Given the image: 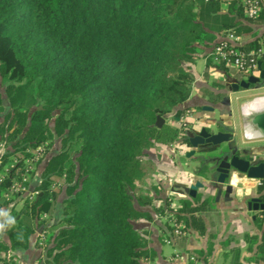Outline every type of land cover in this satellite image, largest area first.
<instances>
[{
    "label": "trees",
    "instance_id": "16d2710c",
    "mask_svg": "<svg viewBox=\"0 0 264 264\" xmlns=\"http://www.w3.org/2000/svg\"><path fill=\"white\" fill-rule=\"evenodd\" d=\"M222 2L228 5L224 15ZM241 18L264 19V10L249 19L240 0H0V111L1 96L10 107L0 123V173L9 165L0 180L9 245L0 237V252L28 249L32 235L48 229L43 216L58 204L59 229L45 245L44 264H144L151 252L136 224L152 220L141 208L152 205L161 189L148 185L155 164L141 159L154 144L187 145L191 131L185 123L155 122L189 111L180 106L194 77L184 65L198 54L206 67L233 74L215 65L211 54L222 30L239 36ZM202 92L213 104L225 96ZM55 137L60 148L44 163L31 189L36 195L5 200L13 184L29 187L26 160L41 146L46 154ZM73 145L78 151L70 161ZM257 193L264 202V179ZM207 202L182 199L171 208L165 199L157 213L182 233L190 224L202 233L199 213ZM260 228V237H249L251 264L264 261V223ZM0 264L17 263L0 258Z\"/></svg>",
    "mask_w": 264,
    "mask_h": 264
},
{
    "label": "crops",
    "instance_id": "0c3cea01",
    "mask_svg": "<svg viewBox=\"0 0 264 264\" xmlns=\"http://www.w3.org/2000/svg\"><path fill=\"white\" fill-rule=\"evenodd\" d=\"M227 8V3L222 2L221 15L226 14ZM237 22L238 37L244 47L251 43H264L263 18H258L255 21L241 18ZM223 32L224 30L221 31L220 35H216V40L224 34ZM196 57L193 64H188L189 71L194 77L191 95L180 108L190 109L200 107L202 109L204 106H212L214 104L209 101L207 96L203 95V90L211 92L214 95L224 94V97H227L224 90L225 87L227 85L230 86L233 83V79L238 81L244 79L242 78L244 76H236L237 73L226 76L214 66L206 67L205 59L200 56ZM198 59L204 60L202 72L196 70ZM230 69L233 70L232 68ZM254 75L257 76L258 74ZM227 98L229 99V97ZM9 110V104L5 97L1 96L0 123ZM207 112L211 113V115L216 114L215 110ZM171 114L167 115L164 123L168 122L172 126L179 127L182 122L186 123L190 120L188 118L180 120L179 117L172 116ZM254 115H249L250 122L247 124L245 120L243 123L242 121L234 120L231 129L239 149L248 151L253 162L259 159L264 161V139L258 136V132L251 122ZM168 116L172 118L173 122L170 123V120L167 119ZM215 121H219L224 126H227L223 122V119H221V116H218L217 120L214 117L211 118L209 125L215 123ZM196 128L195 125L192 126L193 131H196ZM151 149L155 150L156 156L154 159L155 172L152 174L149 182L151 185L159 186L161 192L152 205L141 208L151 215L152 220L149 222L140 221L136 224L140 231L147 234V249L151 252L149 258L144 261V264H251L255 246H253L252 250H249V237H260L262 233L260 227L264 223V218L261 215L260 221H257V213L259 214L261 211H249L247 202L252 197H258L261 200L260 194L257 193L260 182L247 179L245 175L232 171L230 177L231 183L229 180V184L233 187L231 194L225 195L223 189L220 196L216 199L217 189L214 180L202 172L204 168L200 166L195 168L198 163L196 154L191 157L186 156L190 151L188 145L181 144L180 142L175 143V145L154 144ZM182 156H186L188 160L179 161L178 158ZM43 166L44 164L40 168L39 178ZM197 182H200L202 187L197 189L194 198L199 197L200 203L208 201L207 205L203 206L204 208L199 213L204 224L203 232L199 233V230L193 224H190L180 237H173L170 241L168 236L170 230L167 224L163 223V215L158 214L157 210L165 207V199L170 200L171 208H178L179 201L182 199H194L189 196V189ZM37 183L38 181H36L35 185ZM261 202L264 203L262 200ZM6 211V207L0 208V237L4 244L9 245L4 225ZM59 213L60 207L57 204L48 216V223L54 217L58 221ZM211 234H213V239L211 240L213 250L208 255L207 245ZM36 235L37 231L32 235L28 249H9L6 253L0 252V258L12 259L17 264H44V253L37 248ZM167 241L169 242L167 243ZM166 245L172 247V251L169 254H165ZM237 253L239 255L236 259ZM191 254L197 255L196 260L193 262L188 261V255ZM177 255L182 258H177ZM259 264H264V261Z\"/></svg>",
    "mask_w": 264,
    "mask_h": 264
},
{
    "label": "water",
    "instance_id": "95a60500",
    "mask_svg": "<svg viewBox=\"0 0 264 264\" xmlns=\"http://www.w3.org/2000/svg\"><path fill=\"white\" fill-rule=\"evenodd\" d=\"M250 86L255 89L264 87V69L259 64V74L249 75L238 81L233 79L232 91L236 92L239 88L248 90ZM223 105H229V99L224 97ZM203 111H213L211 107H202ZM227 111H225L226 113ZM164 123V119L158 117L155 126L160 127ZM252 124L255 126L258 136L264 139V111L257 113L252 118ZM216 123H212L209 127H202L199 131H190L187 133V145L190 151L187 157L198 154L197 161L201 168H207L211 172L208 177L212 178L216 184V199L220 196L224 189L225 195L231 194L233 187L229 184L232 171L245 175L247 179L258 180L264 179V161H252L248 151L241 150L237 146L233 133L221 127L218 130ZM206 147L205 149H203ZM207 155L208 157H204ZM204 159V161H203ZM200 182L195 183L189 189V196L194 198L198 188H201ZM249 211H264V203L258 197H252L247 202Z\"/></svg>",
    "mask_w": 264,
    "mask_h": 264
},
{
    "label": "rangeland",
    "instance_id": "374dc122",
    "mask_svg": "<svg viewBox=\"0 0 264 264\" xmlns=\"http://www.w3.org/2000/svg\"><path fill=\"white\" fill-rule=\"evenodd\" d=\"M198 56L201 57L202 55L198 54ZM196 58L197 57H195V59ZM194 62H195V60H194ZM188 64L189 63H187L184 66H186L188 68ZM203 68H204V60L198 59L196 62V70L198 72H202ZM232 71H233V73H236L235 70H232ZM246 77L247 76H244L242 78H246ZM219 86H221V84H219ZM228 87H229V89H228ZM218 88H221V87H218ZM224 90L226 92V96L229 97V99H230L229 105H223V103H222L223 98H222L219 100L218 103H216L212 106H209L216 111L215 115H211V113H209L207 111H202V109L200 107L190 108L189 111L187 110L186 115L184 117L179 118L180 120L184 119V118L190 119L185 123L186 128L190 127L191 131H193L192 126L195 125L197 127L195 130L199 131L202 127L209 126V122L211 121V118L214 117L215 120H217L218 116H221V119H223V122L227 124V127L232 128L234 120H237L239 122L242 121V123H243V121L245 120V117H246L244 114V109L247 106H249L253 101H255L257 99L264 98V87L261 89H255V88H251L248 90L241 89L240 91L233 92L230 89V86L227 85V87H225ZM1 92H3V90H1ZM220 111H221V113H220ZM223 111H227V112L225 113ZM261 111H264V108H263V110L261 109ZM259 112H257V113H259ZM171 113H172L171 115L174 116V111ZM257 113H254V114L256 115ZM167 119L170 120V123L173 122L172 118H170V116H168ZM182 124H184V123L182 122L181 125ZM177 142H180V141H177ZM177 142H175V143H177ZM175 143H173L172 145H175ZM59 148H60V140L57 137H55L52 141V145L49 148V151L46 154L42 155V152L45 149V146H43V147L41 146V147H39L33 151L34 158L26 160V165H28L27 166L28 171H30V172H29V174L27 173L28 175H26L25 177L26 178L28 177L30 179L29 180V187L24 188L25 193L21 192V194L19 196L25 198L26 196H29V195L35 193L31 190L32 189L31 187H33L35 185L36 181H39L38 174H39L40 168L46 162V160L49 158V156L56 153L59 150ZM3 150H4L3 147H0V159H1V155L4 153ZM77 151H78V145H73L70 148V150H69L70 161H73L75 159ZM155 154H156L155 150L154 151L152 149L147 150L146 155L141 159L142 162H147V160H150L154 163V159L156 156ZM196 155L198 156L197 153H196ZM191 156H194V155H191ZM31 160H33V161L31 162ZM178 160L179 161H185V160L187 161L188 158H186V156H182V157H179ZM35 163H36V165H35ZM199 166H200V164L197 163L195 168H198ZM8 167H9V165L4 166V168L6 170L8 169ZM202 172L206 173L207 175H209L211 173L207 170V168H204V170H202ZM149 181L150 180H148V185H151V183ZM55 182L57 185H60L63 183V180L57 179V180H55ZM230 183H231V178H230ZM54 189L57 190V187H54ZM14 195L15 194L8 195V197L5 200L8 201L9 199H12L14 197ZM19 199H20V197L16 198L15 200L13 199L12 204L15 203L17 205L16 209H18L22 205V201ZM8 209H9V207H6L7 211H8ZM163 217H164L163 223L165 222V224H169L170 226L173 227V221L172 220L169 221L166 216H163ZM43 218L46 219L48 217L43 216ZM50 220L51 221L49 223H47L49 230L46 229V231H44V230L39 229L37 231V235H36V244L38 245L37 248L40 251H42V253H44L45 260H46V255H45V252H43L45 245L46 246L50 245V239H52V236L56 234V230L59 229V227L56 226V222H57L56 218L54 217ZM3 228H4V226H3ZM182 234H183L182 232L179 234H174V231H173V234L168 233L169 240L171 241L173 239V237H180ZM168 242L169 241H167V243ZM171 251H172V247H170V245H166L165 246V254H169ZM196 256L197 255H195V254L188 255V261H190V262L195 261ZM190 257H193V260H190Z\"/></svg>",
    "mask_w": 264,
    "mask_h": 264
},
{
    "label": "built area",
    "instance_id": "2783aa9c",
    "mask_svg": "<svg viewBox=\"0 0 264 264\" xmlns=\"http://www.w3.org/2000/svg\"><path fill=\"white\" fill-rule=\"evenodd\" d=\"M245 15L249 19H256L261 11L264 10V0H241ZM212 60L215 65L224 64L226 67L232 68L237 73H243L247 76L259 74V64L264 61V43L258 44L252 49H246L243 43L240 42L239 37L231 32H228L221 36L218 43L212 50ZM0 147L3 144L0 143ZM6 169L0 173V180L5 175ZM27 180L24 177L23 181ZM258 181V180H257ZM25 187H21L19 184H13L9 189L8 195L25 193ZM36 193L29 195L32 199ZM174 234L181 233L178 225L173 223ZM179 257L178 255L176 256ZM193 260V257H190Z\"/></svg>",
    "mask_w": 264,
    "mask_h": 264
},
{
    "label": "bare ground",
    "instance_id": "6f19581e",
    "mask_svg": "<svg viewBox=\"0 0 264 264\" xmlns=\"http://www.w3.org/2000/svg\"><path fill=\"white\" fill-rule=\"evenodd\" d=\"M264 108V98L261 99H257L255 101H253L249 106H247L244 109V114H245V123L247 124L248 122H250L249 120V115H254L255 112H262L261 109L263 110ZM258 110V111H257ZM252 122V120H251Z\"/></svg>",
    "mask_w": 264,
    "mask_h": 264
},
{
    "label": "flooded vegetation",
    "instance_id": "af4514ba",
    "mask_svg": "<svg viewBox=\"0 0 264 264\" xmlns=\"http://www.w3.org/2000/svg\"><path fill=\"white\" fill-rule=\"evenodd\" d=\"M251 88H254V86H250L249 89H251ZM230 89L232 90V84L230 85ZM240 90H241V88H239L237 91H240ZM215 123L217 124V126H218L219 129H221V127H223V128H225L226 130H229V131L232 132V129H231L230 127L224 126L223 124H221V122H219V121H215ZM205 127H209V126H205ZM220 131H221V130H220ZM205 148H206V147H204L203 149H205ZM204 157H208V156L205 155ZM203 161H204V159H203Z\"/></svg>",
    "mask_w": 264,
    "mask_h": 264
}]
</instances>
